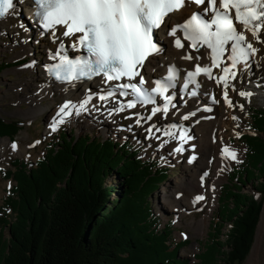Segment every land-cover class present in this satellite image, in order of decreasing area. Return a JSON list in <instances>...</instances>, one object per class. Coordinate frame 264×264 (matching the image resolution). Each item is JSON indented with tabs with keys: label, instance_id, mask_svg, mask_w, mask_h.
Wrapping results in <instances>:
<instances>
[{
	"label": "trees",
	"instance_id": "16d2710c",
	"mask_svg": "<svg viewBox=\"0 0 264 264\" xmlns=\"http://www.w3.org/2000/svg\"><path fill=\"white\" fill-rule=\"evenodd\" d=\"M9 65L1 63L0 74ZM250 123L256 135L241 138L245 161L223 186L195 264H243L255 243L264 201V109L253 110ZM19 131L18 123L0 118V138ZM60 138L33 168L19 159L15 171L0 168L16 182L0 211V264H191L179 257L189 242L172 244V223L160 229L153 212L152 197L168 169L138 157L131 142ZM112 175L116 187L106 185ZM254 180L258 196L243 191Z\"/></svg>",
	"mask_w": 264,
	"mask_h": 264
},
{
	"label": "snow or ice",
	"instance_id": "6c2138e0",
	"mask_svg": "<svg viewBox=\"0 0 264 264\" xmlns=\"http://www.w3.org/2000/svg\"><path fill=\"white\" fill-rule=\"evenodd\" d=\"M186 3L198 6L199 10L194 11L183 23L172 25L170 14L183 9ZM15 6L14 0H0V19L16 15ZM30 7L42 28L52 34L54 41L60 39L55 34L59 26L63 29V37H75V40H70L69 47L77 51L83 49L86 53L70 59L61 40L51 56V59L59 62L47 67L48 73L57 80L71 84L84 78L101 76L105 84L126 81L115 83L106 92L96 96L98 101H114V107L108 110L109 115L134 109L137 104L156 105V97H163L164 103L153 107L149 116L133 114L138 117L135 121L137 124L142 119L151 120L158 113H163L166 118L170 106L175 107V94H167L170 88L175 87L177 69L174 65L167 69L165 76L154 82V87H144L148 82L141 75L148 57L161 51L158 46L159 36L157 34L154 37V31L161 29L162 25L167 29V35L174 38L172 43L175 48L185 49L187 52L184 41H188V47L195 52L205 49V53L200 56L186 54L183 59L199 61L201 56L207 55L210 60V64L204 66L196 63L194 70L186 73L187 82L182 85L183 90L190 96H196L197 91L189 92L188 85L199 88L197 77L204 75L222 85L223 98L229 107H233L229 98L230 81L236 79L237 66L242 64L245 69L250 68V58L259 51L247 39L246 33H251L257 42L264 43L261 40V32L264 30V0H31ZM166 18L168 24H165ZM237 25L241 26L239 30ZM20 26L23 28L24 24L21 23ZM215 68H220L222 75L214 76ZM137 77L139 80L132 83ZM231 87L236 91L234 85ZM117 94L125 98L131 96L133 99L121 101L117 99ZM238 95L251 97L253 94L241 90ZM93 98V94L89 92L78 103L71 100L65 102L52 118L51 130L57 131L73 114L88 111L87 106ZM212 99L213 102H218L215 96ZM240 108L243 110V105ZM206 110L211 111L210 108ZM188 118L184 116V119ZM147 132L150 136L154 135L152 127ZM164 135L175 136V133L165 131ZM188 139L190 137L187 133L182 132L179 135L182 143L174 151L182 152L183 143ZM11 147L15 150L17 145L13 143ZM222 155L237 160V153L228 146L222 148ZM203 199L202 195L196 196L197 201Z\"/></svg>",
	"mask_w": 264,
	"mask_h": 264
},
{
	"label": "rangeland",
	"instance_id": "374dc122",
	"mask_svg": "<svg viewBox=\"0 0 264 264\" xmlns=\"http://www.w3.org/2000/svg\"><path fill=\"white\" fill-rule=\"evenodd\" d=\"M20 14L23 16L24 23H27L28 26V19L24 16L22 11H18L15 15L17 24L22 23V20L18 18ZM18 30L19 31L13 33L6 32L0 34V64L10 63L8 69L0 74V118L6 122H16L20 126V131L13 139L7 136L0 138V142L5 141V144L0 147V168L4 171H15V167H13L12 163L16 159L25 162L29 168L35 167V163L47 154V149L54 147L55 144L61 143L60 134L64 133H67L70 139L87 136L90 138L112 137L117 142H131L136 149H141V153L138 157L142 158L144 161L153 158L154 161L162 163V168L169 169L168 179L152 197L153 212L160 220V229L172 223V244H179L184 241L189 242L179 251V257L191 260V264H195L197 262L195 257L200 253L201 246L206 243L208 234L211 231L212 222L218 213L223 186L229 181L233 168L241 165L245 161L247 149L245 145L241 143V138L245 134L256 135L250 123L251 114L255 109H264V98H260L256 95V92H258L257 90L254 91L251 97L239 96L238 92L243 89L240 88L243 87L240 76H238L234 82L236 92L232 90V87H229L234 94L233 107L228 109L229 115L225 120L226 124L221 132V139H223L228 146H235L237 160H232L228 157L229 166L225 167V165H221L223 169H225L224 175L221 172L222 170H218V177L221 178L222 183L220 185L219 202L214 206L213 210H210L212 202L211 195L205 192V204L198 207L201 208V210L183 209L181 212L177 213L173 211L172 208L166 207L161 197L164 189L168 191L172 190L175 185L181 183L182 179L188 173L187 170L192 169V165L187 166L185 164L186 161L192 158L190 149L188 147L185 148L182 159L175 162L170 157V154L174 152V150L164 149L165 146L171 143L166 142L160 147V142L155 140V135L150 136L147 131H144L147 130L145 128L147 126L142 127L141 122L143 119L137 124L135 121L138 117L131 112H124L119 117L114 118L113 115H109L105 109L104 112L98 111L96 113L91 108H88V111H82L79 115L73 114L71 117H68L66 123L60 125L57 131L53 132L50 129V131L47 132V127H49L52 122L49 117L50 114L57 109V106L64 104L66 101L64 98H41L38 94L35 95V92L43 86V82L41 79L37 78V74L40 71L42 72V65L47 55V49H41L39 42L36 45L34 37L40 42L44 41L46 47L50 49L53 43L51 38H40L38 34L30 36V40L29 38V41L27 40L28 42H23V38L20 36L22 29L19 27ZM254 63L255 59L253 58L250 63L251 67L247 69L249 73H257V77L254 78L253 82L245 81V83L263 91L264 95V65L256 67ZM238 84L240 87H238ZM215 94L222 104L225 103L222 92H216ZM32 96H34L33 99H31ZM240 105H243V110H241ZM35 106H44L47 108H45L42 113L27 115L28 111ZM92 113L96 114L92 115ZM91 115L93 117H90ZM81 117H85V120H89H86L87 125L82 129L79 128L77 124ZM233 117H237L238 119H233ZM103 126H106L107 129L102 130ZM237 133H239V136ZM260 134L264 138V134ZM13 143L17 145L15 150L11 147ZM187 167L189 169H187ZM206 181H208V178ZM208 182H210V180ZM253 183H255V180L250 182L243 191L255 193L256 196H258V193H256L253 187ZM106 185L116 187L118 185L116 176L112 175L107 178ZM15 187L16 182L13 179H9L4 174L0 173V211L6 206L7 199L13 196V189H15ZM116 198L117 195L113 194L110 200L114 201ZM9 209L10 208L6 210V213L10 216V219L13 220L15 219V214ZM263 211L264 201L255 243L251 249V253L243 264H255V262L264 261V228L261 234H259ZM200 219L206 221L205 234L198 233L191 225L193 220L198 222ZM227 227H229V225ZM227 229L228 228H225L224 232H227ZM5 234H7L6 229ZM253 257L254 260L252 262L250 260Z\"/></svg>",
	"mask_w": 264,
	"mask_h": 264
},
{
	"label": "bare ground",
	"instance_id": "6f19581e",
	"mask_svg": "<svg viewBox=\"0 0 264 264\" xmlns=\"http://www.w3.org/2000/svg\"><path fill=\"white\" fill-rule=\"evenodd\" d=\"M22 5L24 7V11H23L24 16L29 20L30 23L29 26H27V28L22 29V32L20 33V36L21 38H23V42H24L28 40L29 38L28 34L31 33L28 32L27 29L29 28L30 31L33 30V27L31 25L33 24L32 23L33 9L32 7H30V2L22 3ZM193 9L199 10V8L193 7L191 4L186 3L185 7L180 12H175L172 15H170L172 17L171 24L175 25L180 23L186 16H188L193 11ZM17 11L18 10L16 9L15 13ZM168 22L169 21L167 19L165 21V24H168ZM18 29H19V25L17 24L14 16L6 17L0 20V34L6 32L13 33L15 31H19ZM62 31L63 30H58L55 33L57 37H60V39H56L54 41L51 36L54 50L58 48L61 40H63V43L67 42L68 44H70V40H75V37L72 38L63 37L61 35ZM166 33H167V29L165 28V26H162L160 30V35L163 36ZM177 35H180V33H177ZM246 35H247V39L253 44V47L259 49V51L253 57L255 59L254 65L256 67H258L259 65H264V43L257 42L253 38L251 33H246ZM173 39H174L173 37L167 35V41L162 48V52L160 54L154 55L151 59L147 61L144 70L141 73L145 81H149L151 78L158 76L159 74H163L165 67L173 62L179 65L183 71H193L194 65L196 63H199L201 66L208 63L207 55L201 56L199 61H196L195 59L194 60L183 59V56L186 54H192L193 56H200L201 53H205V49L201 48L199 52H195V50L189 48L188 45L186 44L185 48L187 49V52H185V49L180 50L174 47L172 43ZM261 40H264V30H262L261 32ZM39 46H41V49L46 48V43L44 41L43 42L39 41ZM239 74L243 83V87H240L239 85L240 83L238 84V87H240L241 89L243 88L242 89L243 91L251 92L252 94H254V91L257 90L258 92H256V95L259 96L260 98H264L263 91L258 90L257 88H254L252 85L245 83V81L253 82L254 78L257 77V73H253V74L249 73L248 69H245L244 66L242 65L240 67ZM37 78L42 80L43 86H41L40 89L37 90V92H35V95L38 94L39 97L41 98L57 97V98H64L66 102L71 100L73 103H77L81 101L88 94L87 93L88 91L91 92L92 94H95L96 96L101 94L100 84L98 85L91 84L90 87H88V85L86 84L85 85L76 84V85H71L70 87L57 83L53 84V83H49V80L47 79L44 71L43 72L40 71L37 74ZM200 87L202 88V94L198 99L188 100L187 105L185 107L180 105L171 107L169 108V112L166 118L164 117L163 113H160L157 115L154 121H151L149 123L150 126H153L154 128L153 132L155 138L156 136H159L158 131H156V129L161 130L160 127L162 122L166 124L167 123L171 124L173 122L182 123L183 122L182 117L185 113L197 109L199 104L203 105L205 99L208 98V96L211 93L221 92V89L213 80L208 81L201 78ZM233 95H234L233 92L229 89V98L232 100V103H233ZM33 98L34 96H32L31 99ZM110 103H113L111 99L107 102H104V101H98V99L93 98V100L89 103L88 108H91L94 112H98L99 110H101V107L103 105ZM62 105L63 104H61L60 106ZM93 105H95V107H93ZM60 106H57V109L50 114L49 117L51 120L58 111ZM153 107L155 106H152V108ZM45 108L47 107L35 106L28 111L27 115L29 114L36 115L38 113H42L45 110ZM144 108H145L144 106L137 105L136 108L127 109L124 112L128 111L131 113H141L142 110H144ZM230 108L231 107H229L226 102L222 104L221 101L219 100L215 106V109L211 114H205L203 112H199L197 114H194L193 117L189 119L187 123H185L186 129L183 132L187 133L188 131H190V134L187 133V136L190 137V139H188L187 142L184 143L183 148L185 150V148L188 147L192 153L191 160L186 161L185 164L187 166L192 165L193 167L191 170H187L188 173L182 179L181 183L179 182L180 184L175 185L173 189L170 191L164 189L161 198L166 204V207H169L170 209L172 208L173 211H176L177 213L181 212V210L183 209H198L199 206H203L205 204L206 199L204 198L205 200L197 201L196 196L198 195L203 196L205 192H208L211 195L212 202H211L210 210H213L214 206L219 202V192L221 189L220 185L222 183V180L221 178L218 177V170H222L221 172L223 174L225 172V169H223L222 166L224 165L225 167L229 166V161H228L229 158H226L222 155V148L228 145L223 139H221V132L225 127L226 124L225 120L229 115L228 109ZM124 112L113 113L112 115L114 118H117ZM92 115L90 117H93ZM86 120L85 117H81V119H79L77 122L78 127L81 129L84 128L85 125H87ZM142 127H145L143 123H142ZM50 129L51 127L49 125L46 131L49 132ZM106 129L107 127L103 126L102 130H106ZM180 134H178L176 138L171 137V139L167 142L171 144L165 146L164 149L173 151L175 147L179 143H181V141L179 140ZM4 144L5 141H1L0 147L3 146ZM228 147L236 152L235 146L233 147L228 146ZM182 152L175 153L174 151L170 154V157L175 162H178L182 159ZM187 169L189 168L187 167ZM205 173L207 175H205ZM207 178L208 181L210 180V182L206 181ZM191 225L198 233L205 234L204 230L206 228V221L204 219H200V221L198 222L196 220H193L191 222ZM263 228H264V211L262 214L259 234H261ZM253 260L254 257L250 261L253 262ZM255 264H264V261L262 260L259 261L258 263L255 262Z\"/></svg>",
	"mask_w": 264,
	"mask_h": 264
}]
</instances>
